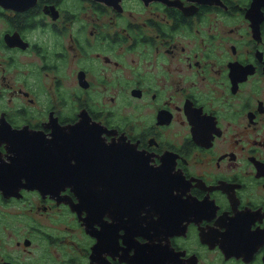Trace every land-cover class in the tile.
I'll use <instances>...</instances> for the list:
<instances>
[{
  "label": "flooded vegetation",
  "instance_id": "1",
  "mask_svg": "<svg viewBox=\"0 0 264 264\" xmlns=\"http://www.w3.org/2000/svg\"><path fill=\"white\" fill-rule=\"evenodd\" d=\"M0 264H264V0L0 4Z\"/></svg>",
  "mask_w": 264,
  "mask_h": 264
},
{
  "label": "water",
  "instance_id": "2",
  "mask_svg": "<svg viewBox=\"0 0 264 264\" xmlns=\"http://www.w3.org/2000/svg\"><path fill=\"white\" fill-rule=\"evenodd\" d=\"M37 0H0V4L5 7L15 8V9H25L26 7L34 4ZM110 3L118 2L119 0H104ZM65 144V145H64ZM86 148V149H85ZM106 148L105 143L99 138L94 137L89 139L85 136V133L79 129V127L69 129H61L56 132L55 137V153L53 158L55 162H58L57 167L51 178L54 187L49 190H56L61 188V186L69 183H80L85 177L87 169L83 167V162L95 167L94 162L96 154ZM97 149V150H96ZM123 156H120L122 158ZM76 161L73 164V161ZM70 161V164L68 163ZM97 167V166H96ZM159 172L150 171L149 181H150V199L151 204L155 206L157 203L161 202L163 193L165 191L164 184L160 183L157 175ZM103 175V176H102ZM102 175L99 171H94V177H106L111 183L109 177L111 172H103ZM157 185V186H156ZM77 194L84 196L87 189L81 188L79 185L74 187ZM94 189H89L92 191ZM101 192L113 193V186L110 184L107 187L99 189ZM134 191H137L135 189ZM93 207H97L96 202H92Z\"/></svg>",
  "mask_w": 264,
  "mask_h": 264
}]
</instances>
